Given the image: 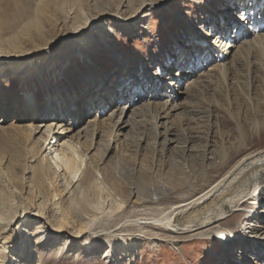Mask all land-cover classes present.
I'll return each instance as SVG.
<instances>
[{
	"label": "rangeland",
	"instance_id": "1",
	"mask_svg": "<svg viewBox=\"0 0 264 264\" xmlns=\"http://www.w3.org/2000/svg\"><path fill=\"white\" fill-rule=\"evenodd\" d=\"M66 1L0 0L2 20L9 18L12 21L17 16V28L7 33L6 37H16L15 41L19 44H3L0 51L2 60L10 53L38 49L52 41L57 43L52 48H46L45 53L41 51L35 54L32 58L35 67L31 66V73L20 76V71L26 64L24 59L5 63L0 67L4 68L2 73L5 76L6 72L14 70L11 77L4 80L1 77L0 84V103H5L4 110L0 113L1 238L5 235V228H11L16 221L12 220L13 216H19L28 207L33 212L43 209V220L38 225L34 224L38 221L35 219L27 223L25 219L15 222L14 234L3 240L13 245V239L22 233L17 240L16 245H20V248L16 254L20 255L27 245L29 251H32L31 264H200L206 253L208 264H213L226 250L220 244L221 241L197 239L191 235L174 238L160 227L147 224L144 229H139L134 222L158 216L173 204L198 195L230 170L243 155L264 149V131L258 130L255 133L253 130V125L261 122L264 117V66L257 63L250 67L245 62L239 65L235 63L227 71L231 74V80L224 81L216 73L179 98V104L188 100L189 108H185V114L180 113L182 117L177 115L169 119L171 121L168 126L174 129L171 138L175 141L172 145L161 144L165 136L157 137L155 134L154 119L137 114L130 122L138 121V126L127 128L125 133L131 129L132 138L129 134L128 140L138 137L144 139L139 151L132 144L130 148L125 147L124 151H109L107 139L104 142V139H100L101 135L93 140L95 143L99 142L95 149L96 158L90 159L94 151H86L87 144L80 147L79 159L76 154L72 155V151H66L75 158L79 171L77 175L66 178L64 158L55 160L53 150L64 147V142L68 141L70 134L66 133V128L73 130L85 126L88 119L94 118V111L84 116L79 124L72 125L74 127L68 126L70 121L63 120L65 124H61V129L58 127L59 123L49 131L47 123L54 120L53 117L43 118L38 113L48 104L47 101L52 100V111L56 108L59 111L58 103L68 102V98H73L74 94L77 98L81 97L88 81L101 83L102 73L121 75L119 56L133 65H152L147 49L141 48L138 38L144 37V44H152L145 33L155 35L161 26V20L164 22L163 30L156 47L153 48L154 53L159 50L157 61H163L177 41H186L189 32V28L184 27L178 18V8L158 7L151 14L144 13L135 23H130L139 25L132 37H126L116 19L101 20L103 13H117L122 17L124 13L131 14L142 1H152L146 3L157 5L165 0H75L79 3L77 7L73 6V10L69 6L70 2L68 4ZM98 16L101 20L99 24L78 35L75 40L67 41V47L58 43L61 41L58 37L63 36L67 29L80 31L79 24L72 27V21L76 17L82 26L90 27ZM96 32L99 36L102 33L101 38L97 42L88 40L90 45L87 48L85 46L86 50L82 47L86 57H76L72 53L73 48L81 40H86L85 35L92 33L90 36H93ZM49 52L56 58L50 59ZM230 60L231 57L226 62ZM12 64L10 68L5 67ZM184 82L185 79H182L181 83ZM29 92L35 98V115L40 118L34 123L38 126L34 141H42V134L48 138L47 143L50 141V144H45V151L38 144L30 143V140L25 141L21 136L12 135L13 128L24 124H20L16 117L2 121L11 111L12 99L23 97ZM145 100L141 105L147 103ZM164 100L158 99L157 102L163 103ZM112 101L110 107L116 102L115 99ZM138 107L140 106L137 105L136 108ZM158 131L163 133L161 129ZM243 141L245 148L234 152V148ZM220 146L227 149V156L223 158L226 163L222 164L224 166H212L210 161L204 159L205 152ZM170 147H174L173 152L168 150ZM186 150L189 152L186 153ZM44 156H47L46 160L41 162ZM87 164L90 165L87 172H91L93 180L85 175ZM40 169H44L43 172L47 169L48 172L46 170L43 177L39 176ZM133 193L135 194L132 195ZM62 198L65 206L61 203ZM117 204H121V208ZM250 208L261 209L264 204H254ZM61 211L63 216L59 215ZM65 216L70 222L69 233L74 234L78 230L76 224L82 223L86 224L84 229L88 234L84 238H74L67 233H55L54 228L57 229L60 219ZM52 219L56 220L53 224ZM126 221L129 222L125 223ZM227 224L235 227L236 230L232 233L237 238L243 233L242 218L233 217ZM259 225L256 223V226ZM26 232L31 237H39L34 239L31 246L22 238ZM232 246L231 244L230 248ZM110 248L113 251L109 254V262L104 263L102 259L107 252L105 250ZM16 254L9 250L0 252V256H4L7 261L13 255L17 256Z\"/></svg>",
	"mask_w": 264,
	"mask_h": 264
},
{
	"label": "bare ground",
	"instance_id": "2",
	"mask_svg": "<svg viewBox=\"0 0 264 264\" xmlns=\"http://www.w3.org/2000/svg\"><path fill=\"white\" fill-rule=\"evenodd\" d=\"M73 1L75 0L66 1V3L70 2L69 6H71V10H73V6L77 7V3H79L77 1L73 3ZM146 2L152 1H142L141 3H139V6L134 11L130 12L131 14L124 13L122 17L118 16L117 13L113 15L103 13L101 16V20L113 18L116 19L118 21L117 24L119 28L124 31L126 37H132V35L137 32V27H139V25L130 23H135V20L140 18L141 15H143L144 13L151 14L152 11L157 10L161 4L160 3L157 5H152L151 3ZM221 11L226 10L222 9ZM175 16H177V14H175ZM97 18L98 19L94 20V24L88 27V25L82 26V23L76 17L72 21V27L74 24H79L81 27V29L79 28L80 31H78L77 29H74V31L67 29L63 36L58 37V39H61V41L58 43H62L63 47H67V41H73L76 39V37H78V35L85 33L86 31H89L93 27L97 26L101 21L99 16ZM17 26V16L13 17L12 21H10L9 18L8 20H2L0 18V51L3 44L9 45L10 43H12L15 46L19 45L18 42L15 41L17 40L16 37H6V34H9L10 31L12 32L15 28H17ZM188 28V39L186 38V41L183 42L177 41L176 45L179 44L188 47H200L204 49L203 55L199 56V58L190 63L186 68H183L181 73L173 74L170 79L168 77H165V79H168V83L166 85L157 84L156 86L150 88L136 89L132 92L127 91L125 87L121 86L124 79L119 81V77L122 78V76L124 77L125 75H128V77L143 76L149 71L152 65H149L147 63H138L136 65H133L128 62V60L119 56L118 62L121 65L120 71H122V74L124 75L116 73V75L114 76L109 73H102L100 75L103 80L101 83H95L96 81L91 80L88 81L86 89L83 90L81 93V97L77 98L76 94H74L73 98H68V102L62 101L58 103L59 111L57 108L52 111V100H48V104L45 105L46 107L44 106L40 110V112H38L39 115H41V117L43 118L53 117L54 120L47 123V128L49 127L48 130L50 131L52 126L54 127L59 124L55 122L57 117H59L62 121L58 126L61 129V124L64 122L63 117L65 115L69 113L72 115L71 119L66 120L70 121V124H68V126L70 125L71 127L72 125L75 126L79 124L84 116L88 115L91 111H94V118L88 119L87 124L85 126L81 127L80 129L77 128L73 130L66 128V133L70 134L68 136V141L64 142V147L59 149L54 148L53 150L55 160H60L61 157L64 158V174L66 175V178L72 177L71 175H77L78 171V165L76 163L75 158L71 156V154L69 155L68 153H66V151H72V155L76 154L78 156L80 147H84L87 144L86 151H89L90 153L94 151V153L91 154L90 159L96 158L97 156L95 149L99 142L95 143V141L93 142V140L100 135V139H104V142L105 138L107 139L106 144L108 146L107 150L109 151H124L125 147L130 148V144H132V146H137V149L139 151V146L142 145L144 139L139 137L131 139L132 135L130 134L132 127L138 126V121H134L132 123L130 122L131 118H135L137 114L142 117L147 116L154 119V129L156 131L155 134L157 135V137H159V135L165 136L162 139L161 144L165 146L172 145V143L175 141L174 138H171L174 135V129L168 126L170 123L169 121H171L169 119L172 116L177 115H179V117H182L180 113L185 114V108H189V101L185 100V102L179 104V98H181L183 95L185 96L191 89L198 86V83L206 81L208 78L215 75L216 73L219 75V78L224 81L231 80V74H229L227 71L229 70V68L234 67L235 63L239 65L240 63L245 62L250 67L257 65V63L259 65L264 66V33L259 34V36L253 35L247 40L243 39L238 42L239 37L237 34L235 35V30L232 34H227V31H225L222 33V35H224L226 39L222 41L220 36L218 35L214 40H212V47L209 48V46L204 41H201L198 38L193 28ZM90 34L92 33L85 35L84 38L86 40H81V43H77V45L73 48L72 53L76 54L75 56L79 59H83L84 57H86V54H84V52L87 46L90 45L88 40L93 39V42H97L98 39L101 38L100 36L102 33L100 32V36L97 32L93 36H90ZM56 44L57 43L55 41H52L51 43L48 42L45 45H42V47L38 49H24L16 53H10L9 55L4 57L6 58L5 60H2V55H0V67H2V64L24 59L26 60V64L22 67V70L20 71V76L28 74L29 72L31 73V66L33 65L32 58L35 56V54H38L41 51L45 53L44 50L46 48H52ZM83 46L85 50L82 49ZM1 54L4 55V53ZM229 57H231V60L229 62H226L227 58ZM53 58L55 59L56 56L50 53V59ZM170 61L171 60H169L168 63ZM12 66L13 64L5 67L10 68ZM33 66L35 67V65ZM3 69L4 68H0V84L2 83L1 77L3 80L6 79V77H11L13 75L12 72L14 71L10 70L9 72H6L7 76H5L2 73ZM195 69H199V71H197V73L199 72L198 74L195 73ZM184 76L190 78L187 79V84H185L186 82L184 83L185 86L183 88L180 83V80ZM161 86L163 88L162 90H159ZM144 95H146V100L144 99ZM113 99H115L116 102L114 103V106L110 107L111 103L113 102ZM143 99L147 103L141 105V103H144ZM158 99L165 100L163 103H158ZM11 104V111H9L6 116L4 115L5 118L2 121H6L7 119H12L13 117H16L17 121L20 122V124L22 122L24 123L21 124V126L18 128H13V130H11V132L13 133L12 135L15 134L17 136H21L22 138H24L25 141L30 140V143L33 142V144L35 145L38 144V146L44 148L45 151L46 147L44 146L47 143L48 138H45L42 134V136H40L43 137L42 141L37 139L36 141H34L36 131L38 130V126H35L34 123L36 121H39L40 119L38 118L39 115H35V113H37V110L35 109V98H33L31 93L29 92L26 93L23 97L13 98ZM137 105L140 107L136 108ZM4 106L5 103L1 102L0 113L2 112V110H4ZM192 110L195 111L193 107ZM1 117H3V115ZM163 120L165 121L163 122ZM127 128L131 129L128 133H125V130ZM158 129H161L163 133L158 131ZM253 130L255 133H257L258 130L264 131V117L262 118L261 122L258 121L256 124L253 125ZM129 134L131 138L128 140ZM52 139L53 138H51V140ZM69 140H71V143H68ZM81 140H84V142L81 143ZM49 144L50 141L47 143V145ZM244 148L245 143L243 141L240 142L234 148V152H240ZM169 149L171 150V152L174 151V147H170L168 148V150ZM225 150L227 151L224 146L223 148L222 146L217 148L213 147L212 149H209L205 152L204 159H206L207 162L210 161L209 164L212 163V166L222 165L226 163L223 159L227 156V152ZM187 151L188 150H186V153ZM46 157L47 156H44V158L41 159V162L44 161L43 159L46 160ZM79 157L80 156H78V159ZM85 166L87 169L90 165L87 164ZM43 170L44 169H40L41 174H38L39 176L43 177V174L47 169L44 172ZM87 171L88 169L86 170V172ZM85 175H89L90 180H93V176L90 171L87 172ZM74 178L75 176H73V179ZM262 188H264V149L255 152H249L243 155L239 160L235 162V164L230 168V170H228L215 183H213L206 190L200 192L198 195L181 203L173 204L171 207L162 211L160 215L155 216L156 218L151 217L149 219H141V221L138 220L134 223L140 227L139 229H144V225L152 224L170 233L171 236H173L174 238H177L182 235H191L192 237L197 239L209 238L216 239L219 242L221 241L220 244H223L225 246V249L226 247L230 248V245L232 244L233 246L231 248L242 246L252 251H259L261 243H264V208L255 210L251 209L250 206L254 204L261 206L264 204V192L261 191ZM134 194L135 193H133L132 195ZM61 203L63 206H65V200L63 198L61 199ZM117 205L118 208H121L122 206L121 204ZM43 211V209H36L33 212L27 207L26 209L21 211V214L19 216L17 214L14 215L12 220L14 221L16 219L15 222H21L22 219H25L26 223L27 221H31L34 219L41 221L43 220ZM62 213L63 211H61L59 215L63 216ZM233 217L242 218L244 221V225L242 227L243 233L240 234L238 238L234 232L232 233V231L236 230L235 227H231L227 224V221H229ZM94 220H96V218H94ZM53 221L56 220L52 219L51 224H53ZM128 222L129 221H126L125 223ZM69 223L70 222L66 218V216L62 217L59 221L57 229L54 228V232L67 233V235L72 236L74 238H84L88 234V232L84 229L86 224L82 223L76 224L78 230L75 231L74 234L69 233ZM256 223H259L260 225L256 226ZM30 235L31 234H28L26 232L24 234V237ZM0 239L4 244L3 251L9 250L12 251L13 254H16L18 252L20 245H9L11 244V242L3 240V237L1 238V236ZM227 241H231V243L226 245ZM24 247L25 248L23 251H21L22 253H20V255L16 254L17 256L13 255L11 257L10 260L13 262V264H22V262L23 264H31L30 253L32 251H29V247H27V245ZM105 251L107 252L103 256L102 260L104 263H107L109 262L108 259H110L109 254L113 250L112 248H110ZM126 253L128 254V252ZM0 264H7V259H5L4 256H0Z\"/></svg>",
	"mask_w": 264,
	"mask_h": 264
},
{
	"label": "snow or ice",
	"instance_id": "3",
	"mask_svg": "<svg viewBox=\"0 0 264 264\" xmlns=\"http://www.w3.org/2000/svg\"><path fill=\"white\" fill-rule=\"evenodd\" d=\"M178 8V18L184 27H191L195 34L201 41H204L209 48L212 47V40L218 35L221 40L226 37L222 35L223 32H231L234 28H247L253 23L255 18H259L261 24H264V0H165L160 4V9ZM226 11H221V10ZM189 13L190 15H186ZM195 17V19H193ZM164 22L161 20V26L158 28L155 35L145 33L152 41V44H144V37H139L141 48L147 49L149 62L152 67L143 76L126 77L122 83L127 91L132 92L136 89H145L154 87L157 84H167L169 79L175 73H181L183 68H186L190 63L195 61L199 56L203 55L204 49L200 47H188L183 45H175L168 57L163 61H157L159 50L154 53L153 48L156 47V42L160 39L163 30ZM171 60V65L168 61ZM72 115L69 113L63 117L66 121L71 119ZM57 123H61L59 117L56 118ZM264 192V188L261 189ZM40 222H34L38 225ZM15 222L11 228H5V235L3 239L12 236ZM23 234H18L13 239V246L17 244V240ZM29 246L33 244L34 239L39 237L26 236L23 237ZM231 241H227L230 244ZM4 244L0 240V252L3 251ZM208 254H205V259L201 260L200 264H208ZM7 264H13L9 259ZM23 264V262H22ZM213 264H264V243H261L259 251H252L244 247L227 248L222 255L217 257Z\"/></svg>",
	"mask_w": 264,
	"mask_h": 264
}]
</instances>
